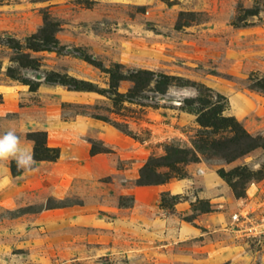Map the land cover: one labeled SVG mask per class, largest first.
Segmentation results:
<instances>
[{"label": "rangeland", "instance_id": "obj_1", "mask_svg": "<svg viewBox=\"0 0 264 264\" xmlns=\"http://www.w3.org/2000/svg\"><path fill=\"white\" fill-rule=\"evenodd\" d=\"M44 12L58 23L63 53L30 52L41 73L24 76L54 70L106 87V74L78 57L82 53L105 67L115 62L161 71L190 85L170 86L162 96L148 92L143 101L152 106L125 103L136 110L120 111L130 115L133 145L110 155L120 169L110 176L74 178L76 161H58L41 177L13 178L5 173L11 159L0 161V264H264V237L242 235L231 223L232 212L254 192L252 182L258 187L252 198L264 200V90L252 88L264 81V0H0V34L23 42L42 26ZM10 54L0 46V135L14 130L27 137L51 118L75 120L84 115L78 104L111 107L96 92L61 85L41 83L30 91L6 75ZM129 86L122 82L119 91ZM205 88L225 97L224 114L259 137L260 146L232 160L198 151L197 161L182 167L195 194L185 211L173 206L171 195L180 202L191 192H167L163 200L145 189L135 195L140 167L164 155L166 144L197 149L196 115L181 107L197 89L209 94ZM25 128L31 130L19 131ZM75 130L71 124L69 133ZM100 131L83 128L90 149L106 148ZM66 166L64 180L59 174ZM237 167L240 174L229 181L218 173ZM204 202L210 212L199 210ZM183 224L196 235L181 233Z\"/></svg>", "mask_w": 264, "mask_h": 264}, {"label": "trees", "instance_id": "obj_2", "mask_svg": "<svg viewBox=\"0 0 264 264\" xmlns=\"http://www.w3.org/2000/svg\"><path fill=\"white\" fill-rule=\"evenodd\" d=\"M57 31L58 23L52 21L49 14L44 12L42 26L36 32L27 36L23 42L14 36L0 34V46L6 47L11 53L9 57L10 64L6 67V75L27 84L30 91H36L41 83H45L61 85L70 91L96 92L106 97L110 101L111 107H103L98 103L78 104L81 109L77 110V113L102 120L126 135H131L129 131L130 115L120 113V111L135 113L136 110L126 106L125 103L137 104L141 107L152 106L149 101H143V99L148 98V92H152L156 96H162L166 94L170 86L184 87L190 85L186 80L161 71L126 68L124 65L115 62L105 67L92 56L82 53L78 57L106 74L108 78L106 87L100 88L96 83L77 79L54 70L42 71V76H39L42 79H39L38 76L32 78L24 76L22 74L24 71L41 73L39 60L32 57L30 52L55 51L60 54L63 53V46L59 45L56 36ZM122 82L130 83L125 92L119 91ZM252 88L264 90V81H258ZM205 89L209 94H203L197 89V95L194 98H183L184 105L181 107L183 110L196 115L195 120L200 126L197 131V149L166 144L164 155L150 156L140 167L135 185H158L173 178H183L185 176L183 165L191 161H197L198 151L210 150L216 156L232 160L260 146L259 137L250 135L233 116L224 114L226 108L225 97L210 88ZM101 110L105 113L100 112ZM46 136V131L43 130L32 131L27 134V138L34 143L32 153L35 162L56 161L60 156L58 147L47 145ZM98 152H109V149L91 148V154ZM10 170L13 176L21 173V169L16 168L14 160L10 161ZM218 173L226 181H229L232 175L240 174L238 167L229 173L223 170H219ZM167 194V192H162L161 199L163 200V197ZM171 198L174 200L173 206L180 199L178 195H171ZM199 210L210 212L211 207L207 202H204ZM184 219L187 221L192 220L188 217Z\"/></svg>", "mask_w": 264, "mask_h": 264}, {"label": "crops", "instance_id": "obj_3", "mask_svg": "<svg viewBox=\"0 0 264 264\" xmlns=\"http://www.w3.org/2000/svg\"><path fill=\"white\" fill-rule=\"evenodd\" d=\"M46 124L47 125L43 127L33 126L32 130L42 129L46 131L47 134L46 143L48 146L59 148L60 150L59 158L56 161L35 162L32 168L30 167L27 170H21V173L17 176H14L13 178L19 176L25 177L28 175L39 177L42 171L53 169V167H55V165L58 164V161L61 165L63 163H68L70 161L72 166L74 164V161H76V163L78 164L77 167L78 170H76V168H71L72 170L70 171L71 177L74 178L102 177L106 175L110 176V174H113L120 170L116 167L115 163H113V161L110 158V155L116 153H119V155H121L122 152L124 153L126 152L127 145H133L132 138L120 132L112 125L102 120L84 115L78 116L75 120L72 121L59 120V119L57 120L51 118L47 121ZM71 124L76 127V130L71 131L69 133V127L71 126ZM86 126L101 130L100 138L102 140L103 145L109 149V152H98L91 154L89 143L81 138L82 130ZM28 130L31 129L25 128L19 131L27 132ZM19 139L22 147L30 149L31 152L33 151L34 143L32 140L28 139L27 137H21ZM135 162L138 163L139 162L138 159ZM201 169L202 168L200 166H197L195 168V171H197L200 175H203ZM6 172L11 173V170L6 169L5 173ZM67 175H68V168L66 166L65 172L63 174L60 173L59 176L61 179L64 178L65 180V176ZM41 176L43 175L41 174L40 177ZM211 181L214 183L215 182L214 178H211ZM191 183H192L191 180L185 178H180V179L174 178L163 184L137 186V189H135L134 194L136 195L138 191H142L138 189H143V190L145 189L144 191H149L153 195V198L156 199L159 196V194L162 192H169L172 194H181V193L187 194L188 192H191V195L188 194L189 198L183 199V201L177 202L175 204L176 209L185 211L189 208L190 203L195 197V194L192 191H190V189L192 188ZM180 230L181 233L190 232L191 235H196L195 230L187 224H183Z\"/></svg>", "mask_w": 264, "mask_h": 264}, {"label": "built area", "instance_id": "obj_4", "mask_svg": "<svg viewBox=\"0 0 264 264\" xmlns=\"http://www.w3.org/2000/svg\"><path fill=\"white\" fill-rule=\"evenodd\" d=\"M251 186L254 187V192L243 198L241 205L232 212L231 223L242 235L264 237V200L252 198L258 187L255 182Z\"/></svg>", "mask_w": 264, "mask_h": 264}, {"label": "clouds", "instance_id": "obj_5", "mask_svg": "<svg viewBox=\"0 0 264 264\" xmlns=\"http://www.w3.org/2000/svg\"><path fill=\"white\" fill-rule=\"evenodd\" d=\"M14 160L18 169H29L34 163L30 149L22 147L19 136L14 130L0 135V161Z\"/></svg>", "mask_w": 264, "mask_h": 264}]
</instances>
